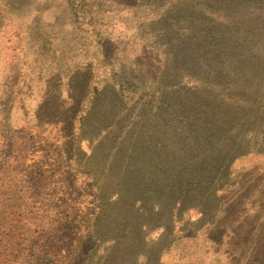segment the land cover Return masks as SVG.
I'll use <instances>...</instances> for the list:
<instances>
[{"label":"rangeland","instance_id":"1","mask_svg":"<svg viewBox=\"0 0 264 264\" xmlns=\"http://www.w3.org/2000/svg\"><path fill=\"white\" fill-rule=\"evenodd\" d=\"M182 1L199 4L198 15L215 22L223 48L240 58L223 63L230 67H223L220 76L202 71L187 79L201 89L212 88L205 93L220 101L217 115L223 126L213 129L210 143L227 155L249 152L236 162L237 173H264V0ZM104 17L110 31L105 54L123 56L133 67L142 57L153 67L142 41L147 22L133 10ZM73 21L65 0H0V264H54L48 252L28 261L30 245L49 251L53 238L66 243L74 236L84 219L80 210L92 198L88 181L97 190L98 207L78 264H264V180L261 188L250 189L244 218L223 215L212 223L199 207L178 205L141 216L150 204L134 201L140 199L143 173L155 164L178 172L189 148L199 147L175 113L148 114L128 133L105 127L110 99L92 90L105 54L94 52L95 38L76 31ZM73 114L77 124L71 128ZM72 129L79 136L77 154L60 147L62 132ZM115 134L129 149L124 162L110 157L117 149ZM129 138L135 140L131 148ZM157 141L160 151L152 148ZM67 156L89 174L75 187L63 173ZM129 224L140 230L127 229ZM171 240L183 241L179 247L185 257L174 245L161 259H152Z\"/></svg>","mask_w":264,"mask_h":264},{"label":"trees","instance_id":"2","mask_svg":"<svg viewBox=\"0 0 264 264\" xmlns=\"http://www.w3.org/2000/svg\"><path fill=\"white\" fill-rule=\"evenodd\" d=\"M65 1L71 9L75 30L90 32L88 37L95 38L94 52L96 54L98 52L100 56L105 54L110 35L107 24L104 23L105 13L133 10L137 12L138 20L147 22L142 41L144 47L150 51L151 57L147 60L148 63L153 64V67L141 62L144 60L142 57L137 59L138 66L135 67L123 56L112 57L107 53L101 60L104 68L101 78L92 90L110 99L105 108L110 119L105 127L112 131V127L118 126L126 129L128 133L134 123L139 119H147L148 114L154 117L155 114L168 116L170 113H175V116L184 120V126L189 131L188 137L193 138L190 139L192 144L199 147L189 148L191 152L178 164L180 165L178 172H173L172 168L169 170L165 164L161 166L155 164L151 170L143 173L142 183L138 186L141 190L138 194L140 199L134 201L136 204L150 201V204L146 205L145 212L141 216H153L160 208L169 209L173 205H178L180 208L185 206V210L199 207L200 211L208 212V221L212 223L223 215L247 217L250 189L263 186L264 173L257 171L254 173L255 176L250 175V172L237 173L236 162L243 160L249 152L227 155L222 147L217 148L216 143L214 145L210 143V140L215 138L213 129L216 128L217 131L223 126L217 115L220 101L218 100V103L213 101L215 98H209L205 93L212 88H204V90L187 81L194 77L195 73L202 71H208L212 77L220 76L223 67H230L223 63L240 59L236 57L234 51L223 48L224 38L217 36L213 26L215 22L205 15H198L199 4L183 3L182 0ZM103 4H106L104 9ZM215 62L220 64L215 65ZM77 95L81 96V94ZM88 100L89 98H86V101ZM72 118L75 123L71 128H74L77 118L74 114ZM78 138V134L73 129L63 131L60 136V147L67 152L74 151V154H77ZM119 140L115 134L112 142L115 144L113 148L117 149L110 157L119 158V161L124 162L126 159L123 153L129 149L123 148V143ZM130 140L127 143L129 148L135 141ZM221 143L220 141V145ZM152 146L153 150L160 151V142L157 141ZM127 156L131 157L129 154ZM67 158L68 162L64 165L63 173L65 179H69L70 186L75 187L79 178L83 176L87 178L89 174L83 166L76 163L77 159L71 156ZM88 184L92 198L85 202L83 210H80L84 213V219L82 224H78L74 236L67 239L66 243H63L64 238H53L56 243L49 245L51 248L49 251L46 249L48 246L43 249L40 245H30L32 248L28 250V261L31 257L41 255V252L44 254L48 252L53 255L51 259L54 264L80 262L84 245L93 234V217L98 207V195L94 183L88 181ZM197 197H203L204 202L200 199L196 201ZM159 198L165 201L163 205L159 203ZM134 227L137 232L140 230L136 224H129L127 229ZM182 242L181 240L167 242L164 251L154 254L152 259L154 257L161 259L160 256L164 252L169 251L174 245L179 247ZM130 247L135 249L132 243ZM177 255L184 258L186 254L181 252L179 247ZM144 257L147 258L148 255Z\"/></svg>","mask_w":264,"mask_h":264}]
</instances>
